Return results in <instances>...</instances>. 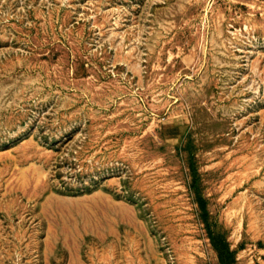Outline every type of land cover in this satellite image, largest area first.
Masks as SVG:
<instances>
[{"label": "rangeland", "instance_id": "1", "mask_svg": "<svg viewBox=\"0 0 264 264\" xmlns=\"http://www.w3.org/2000/svg\"><path fill=\"white\" fill-rule=\"evenodd\" d=\"M0 264H264V0H0Z\"/></svg>", "mask_w": 264, "mask_h": 264}, {"label": "trees", "instance_id": "2", "mask_svg": "<svg viewBox=\"0 0 264 264\" xmlns=\"http://www.w3.org/2000/svg\"><path fill=\"white\" fill-rule=\"evenodd\" d=\"M202 207L205 209V205H204V203H202ZM211 237H212V240H213V241H214V243H215L214 236H213V235H211ZM214 245H216V244H214Z\"/></svg>", "mask_w": 264, "mask_h": 264}]
</instances>
